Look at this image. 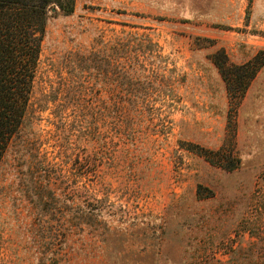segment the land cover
<instances>
[{
	"label": "rangeland",
	"instance_id": "374dc122",
	"mask_svg": "<svg viewBox=\"0 0 264 264\" xmlns=\"http://www.w3.org/2000/svg\"><path fill=\"white\" fill-rule=\"evenodd\" d=\"M222 54L235 87L255 60L244 92ZM0 264H264V0L51 13L0 164Z\"/></svg>",
	"mask_w": 264,
	"mask_h": 264
},
{
	"label": "trees",
	"instance_id": "16d2710c",
	"mask_svg": "<svg viewBox=\"0 0 264 264\" xmlns=\"http://www.w3.org/2000/svg\"><path fill=\"white\" fill-rule=\"evenodd\" d=\"M57 11L74 13L75 0H0V164L29 109L47 20ZM222 58L214 61L228 91L244 92L256 74L255 60L238 66L235 87L227 57L222 54ZM245 68L252 73L243 75Z\"/></svg>",
	"mask_w": 264,
	"mask_h": 264
}]
</instances>
